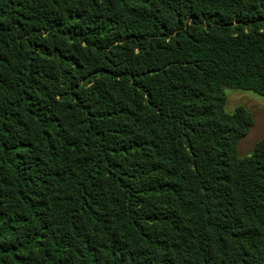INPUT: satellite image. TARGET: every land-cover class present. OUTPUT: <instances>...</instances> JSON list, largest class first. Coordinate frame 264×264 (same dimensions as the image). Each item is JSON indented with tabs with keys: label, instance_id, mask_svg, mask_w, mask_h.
Wrapping results in <instances>:
<instances>
[{
	"label": "trees",
	"instance_id": "trees-1",
	"mask_svg": "<svg viewBox=\"0 0 264 264\" xmlns=\"http://www.w3.org/2000/svg\"><path fill=\"white\" fill-rule=\"evenodd\" d=\"M264 0H0V264H264Z\"/></svg>",
	"mask_w": 264,
	"mask_h": 264
},
{
	"label": "rangeland",
	"instance_id": "rangeland-1",
	"mask_svg": "<svg viewBox=\"0 0 264 264\" xmlns=\"http://www.w3.org/2000/svg\"><path fill=\"white\" fill-rule=\"evenodd\" d=\"M226 110L233 112L242 107L252 116V127L247 135L239 141L238 155H249L257 142L264 139V98L251 92L226 90Z\"/></svg>",
	"mask_w": 264,
	"mask_h": 264
}]
</instances>
